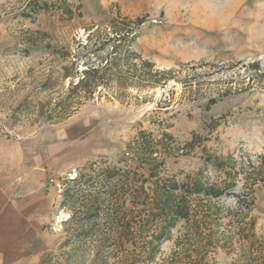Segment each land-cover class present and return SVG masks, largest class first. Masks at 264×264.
Masks as SVG:
<instances>
[{
  "label": "rangeland",
  "instance_id": "1",
  "mask_svg": "<svg viewBox=\"0 0 264 264\" xmlns=\"http://www.w3.org/2000/svg\"><path fill=\"white\" fill-rule=\"evenodd\" d=\"M119 42L138 57L131 63L177 70L178 78L153 89L112 80L66 102L76 79L64 76L96 66ZM139 131L171 135L159 170L179 180L203 169L207 155H264V0H0V264L61 256L64 182L93 163L123 165ZM251 216L264 242L262 185ZM183 226L147 264H194L195 253L176 247ZM242 252L233 239L206 261L247 264ZM90 260L73 256L71 264Z\"/></svg>",
  "mask_w": 264,
  "mask_h": 264
},
{
  "label": "trees",
  "instance_id": "2",
  "mask_svg": "<svg viewBox=\"0 0 264 264\" xmlns=\"http://www.w3.org/2000/svg\"><path fill=\"white\" fill-rule=\"evenodd\" d=\"M118 41L120 37L113 39ZM115 43L104 61L64 76L76 79L70 83L66 102L87 98L112 80L120 87L153 89L178 78L177 70H158L148 61L131 63L138 57ZM192 78L184 79L185 89H191ZM197 139L194 136L185 148L191 149ZM171 142L167 133L153 138L139 131L126 146L129 157L122 160L123 165L104 160L66 180L60 207L68 212L61 247L67 250L61 252L62 257L44 256L40 264H71L73 256L87 254L90 264H147L179 222L184 233L176 247L195 253L194 264H208V253L217 247L232 249L233 239L243 249L247 264H263L264 242L256 237L251 212L255 188L264 186V155L255 160L207 155L203 169L179 180L159 170L171 154ZM145 166L147 176L139 172ZM179 255L174 251L171 259L177 261Z\"/></svg>",
  "mask_w": 264,
  "mask_h": 264
}]
</instances>
